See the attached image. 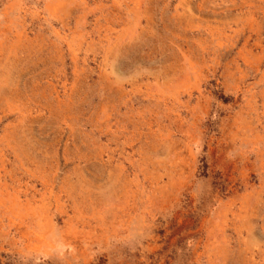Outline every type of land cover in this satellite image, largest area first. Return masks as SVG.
Listing matches in <instances>:
<instances>
[{"label":"rangeland","instance_id":"rangeland-1","mask_svg":"<svg viewBox=\"0 0 264 264\" xmlns=\"http://www.w3.org/2000/svg\"><path fill=\"white\" fill-rule=\"evenodd\" d=\"M0 264H264V0H0Z\"/></svg>","mask_w":264,"mask_h":264},{"label":"bare ground","instance_id":"bare-ground-1","mask_svg":"<svg viewBox=\"0 0 264 264\" xmlns=\"http://www.w3.org/2000/svg\"><path fill=\"white\" fill-rule=\"evenodd\" d=\"M19 230V229H18ZM20 230H21V228H20Z\"/></svg>","mask_w":264,"mask_h":264}]
</instances>
